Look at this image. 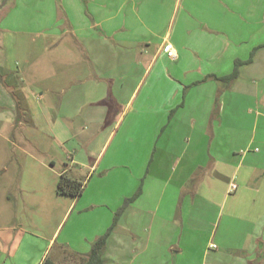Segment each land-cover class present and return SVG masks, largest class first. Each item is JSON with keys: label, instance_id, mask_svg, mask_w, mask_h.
Here are the masks:
<instances>
[{"label": "crops", "instance_id": "crops-1", "mask_svg": "<svg viewBox=\"0 0 264 264\" xmlns=\"http://www.w3.org/2000/svg\"><path fill=\"white\" fill-rule=\"evenodd\" d=\"M109 1L0 10V122L55 143L60 153L37 147L58 175L91 177L132 122L106 162L118 193L98 181L65 205L44 197L38 212L63 214L47 244L0 227V264H83L109 228L104 264H264V0H184L182 41L154 28L172 0ZM253 50L236 79H218ZM211 196L221 203L209 229L198 203Z\"/></svg>", "mask_w": 264, "mask_h": 264}, {"label": "rangeland", "instance_id": "rangeland-1", "mask_svg": "<svg viewBox=\"0 0 264 264\" xmlns=\"http://www.w3.org/2000/svg\"><path fill=\"white\" fill-rule=\"evenodd\" d=\"M57 1L61 2V0H55V2ZM9 2L10 3L6 6V10L9 6L14 4V2H17V0H10ZM109 2L114 1L112 0ZM184 6H186L184 0H172L171 8L166 12L167 16H164L163 18V14H161V18L158 17L156 19V22L154 23L156 26H154V28H158L162 34L169 31L172 34V38H176V41H178V39L180 40L181 37H185L186 39V33L185 36L181 33L182 30L186 31L185 28L187 27V20L184 18L185 13L182 9ZM25 14L30 16L29 12H23V16ZM142 15L143 13H141V16ZM183 18L185 19L184 22L181 20ZM143 25L144 23H142L141 28ZM147 37H152V35L148 33ZM183 38H181L180 41H182ZM146 81L148 82V80ZM253 111L256 110L253 109ZM131 127V115H129L121 126L119 124L116 127V135L113 138L100 167L96 171H92V176H88V178L87 172L78 174V177L81 178L80 181L84 183V188L86 186V191L84 192L85 195L92 194V186L98 181L102 182L105 187L104 190H107L106 193L113 195L118 193L119 187L115 186L114 180L116 165H109L108 167L112 168L107 171L106 162L114 153L117 143L125 135L126 130H131ZM19 132H25L28 135V142L23 144L18 139H15V135ZM125 139L126 138L122 141H125ZM40 141L44 144L45 148H50L49 150L53 154H57L56 152L60 153L59 148L55 143L52 142L51 144L48 139H39L37 134L31 129L26 128L25 130L20 131L19 129H10L7 124L0 122V227L10 225L17 229H21V234L30 236L34 240L37 239V243L42 247L47 244L46 238H48V236L51 235V232L57 227L63 214L53 212L43 215L41 212H38L40 206L35 208L34 204L41 203L45 200L44 197L48 198V201H50V203L45 204L48 206H51L52 203L55 205L56 202L65 205V202H69L71 199H69L68 196L66 197V195H60L57 193L60 175H58L55 170L59 171L60 165H57L54 168L51 167L47 153L42 152L39 148L40 146L37 147ZM76 149H80L81 152V148L76 147ZM72 152L74 153L75 150ZM41 160L47 164V167L39 165L38 161ZM4 168H8V170L4 172ZM71 174L72 173L70 172V177ZM172 174L174 175L175 171H173ZM143 180L144 177L142 181ZM211 182L213 181L205 183V185L208 186V191L212 190ZM6 192L8 197L5 196ZM204 197H206V195ZM220 203L221 200H217L216 197L214 198L212 196L210 202L199 200V207L205 212H208L209 222L206 221V223H209V229L212 227L211 222L214 223L217 220ZM48 206H46V208H49ZM201 209L198 208L199 211H203ZM74 214L75 213H73L69 219L66 218L62 222L58 231L59 233L63 227L60 238H62L63 233L67 230L69 224L74 218ZM57 236L58 234L56 237ZM75 260L76 264H79L80 260L78 261L77 257L74 258V261Z\"/></svg>", "mask_w": 264, "mask_h": 264}, {"label": "trees", "instance_id": "trees-1", "mask_svg": "<svg viewBox=\"0 0 264 264\" xmlns=\"http://www.w3.org/2000/svg\"><path fill=\"white\" fill-rule=\"evenodd\" d=\"M253 54H254V50H253V53H252L250 59L246 60V61L237 59L235 61V66H234L232 73L229 74L228 76L218 78V79H220L221 81H224V82H230V81L236 79L239 75V69H240L241 65L251 62ZM83 189H84V183L81 182L80 180L68 177L66 175L60 176V180H59L58 186H57V193L58 194L75 197V196H79L83 192ZM131 200L128 199L126 201V203H129ZM126 203H125V205H126ZM123 209H124V206H123ZM123 209L121 208L119 210V213H120V211H123ZM110 231H111V228H109L108 231L104 235L100 236L93 243L90 253L84 254V255L78 254V256L81 257L83 264H104L105 260L103 258V251H104V247L106 244V239H107ZM44 263L45 264H52L48 259L45 260Z\"/></svg>", "mask_w": 264, "mask_h": 264}, {"label": "built area", "instance_id": "built-area-1", "mask_svg": "<svg viewBox=\"0 0 264 264\" xmlns=\"http://www.w3.org/2000/svg\"><path fill=\"white\" fill-rule=\"evenodd\" d=\"M167 55L173 60H176L178 58V53L176 52V50L173 49L169 45L167 48ZM237 188H238V185L235 182L230 183V192H235L237 190ZM211 247L216 248L217 246H216V244H211Z\"/></svg>", "mask_w": 264, "mask_h": 264}, {"label": "water", "instance_id": "water-1", "mask_svg": "<svg viewBox=\"0 0 264 264\" xmlns=\"http://www.w3.org/2000/svg\"><path fill=\"white\" fill-rule=\"evenodd\" d=\"M9 0H2L0 3V10L3 8V6H5L7 4Z\"/></svg>", "mask_w": 264, "mask_h": 264}]
</instances>
